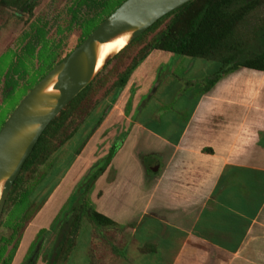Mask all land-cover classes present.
<instances>
[{
	"label": "crops",
	"instance_id": "1",
	"mask_svg": "<svg viewBox=\"0 0 264 264\" xmlns=\"http://www.w3.org/2000/svg\"><path fill=\"white\" fill-rule=\"evenodd\" d=\"M175 57L152 51L120 92L124 110L116 116L112 109L93 133L101 112L76 134L81 145L55 196L71 178V197L115 137L127 133L91 196L115 226L83 218L62 264H264V72L243 68L225 76L192 98L194 109L180 118L165 108L198 93L219 65L191 59L183 69L194 78L184 82L163 74ZM110 127L113 134L105 136ZM33 226L23 232L12 264L25 259Z\"/></svg>",
	"mask_w": 264,
	"mask_h": 264
},
{
	"label": "rangeland",
	"instance_id": "2",
	"mask_svg": "<svg viewBox=\"0 0 264 264\" xmlns=\"http://www.w3.org/2000/svg\"><path fill=\"white\" fill-rule=\"evenodd\" d=\"M29 1L34 5L31 13L23 12L15 7L8 8L0 5V130L10 114L35 85L81 44L80 42L83 40L85 33H92V30L102 23H100V19L102 20L108 14L110 15L122 1L124 2V0H109L108 8L105 12L104 0ZM170 19L163 20L154 31H146L139 37L140 39L137 38L139 39L137 42H135L136 39L133 41L134 43H130L131 45L120 57L115 56L116 58L113 57L110 60L106 68L92 81L91 89L88 91L85 101L81 105L78 104L75 110L72 111L71 118L65 124L63 137L64 134L72 132L78 127L89 113L92 116L88 118V125L92 127L97 122L98 115L101 112L106 118L112 109H116L114 111L116 116L124 110L122 106L124 104H121L124 99L123 93L117 95L116 98L113 96L114 84L119 76L132 64V61L140 57L141 50L150 43L153 37L166 28ZM92 20H98V22L90 23L85 32V23ZM262 20H264V7L253 15L250 20V27L242 28V32L249 37L252 36V28ZM191 59L193 58L175 57L164 65L163 74L169 72V76H175V80L180 78L184 79L182 80L184 82H190V78L192 75L194 78V74L192 72V75H185L186 70L183 67L186 63L192 61ZM179 60L184 64H179L173 69L175 62ZM211 77L213 76L210 75V77L204 79L205 84L201 85L202 89L198 93L196 91L191 92L193 97L190 96V99L178 100V102L168 105L165 109L168 110L171 107L172 110L180 114V118L187 117L191 109H194L195 101L192 98L196 99L198 94L199 97L202 94H206L203 91L206 89L205 87ZM186 88L184 92H189L188 87ZM180 102L187 103V106L181 107ZM113 129V127L108 128L104 135L107 136L110 132V135L113 134ZM62 135L59 134L56 137L54 145H56L57 140L61 139ZM81 141L79 134L75 135L68 144L65 154L60 159H56L57 157L51 158L45 166L40 168V173L37 177L42 179L40 174L43 173L45 174L43 178H47V181L52 184V189L49 191L48 187H43V193H39L42 198L32 200L29 197L22 208H16L14 199L10 202L7 200L0 219V249L6 245L5 257L9 256L13 247L15 249L18 246L17 251L20 249L19 246L23 243V232L28 228L30 229L31 225H34L30 230V237L24 240V247L27 244L29 245L28 252L21 264H25L27 256H30V253L32 254L33 252H38L40 256L42 255V258L39 257L38 263L43 262L46 264L49 261L52 248L62 236L61 228L63 224L61 223L72 216L76 203V197H68L70 195L71 178H68L64 184L63 192L57 194V196L54 195V192L61 185L62 176L67 169L65 167L66 162L69 161L70 163L74 158V152L81 145ZM89 171L90 169L86 174ZM69 177L72 176L70 175ZM31 186V189H33L37 188L38 185L34 183ZM16 195L14 196L16 197ZM65 199L68 201H64ZM83 218L85 219L86 217ZM35 230H37L36 237L31 241ZM37 236H41L40 240L42 237L45 240L44 247L48 251L44 257L43 250L39 251L40 245L38 246L37 244L35 246L38 241ZM73 237H71V241H73ZM66 255L67 249L64 250L58 264L64 262Z\"/></svg>",
	"mask_w": 264,
	"mask_h": 264
},
{
	"label": "trees",
	"instance_id": "3",
	"mask_svg": "<svg viewBox=\"0 0 264 264\" xmlns=\"http://www.w3.org/2000/svg\"><path fill=\"white\" fill-rule=\"evenodd\" d=\"M124 2L122 1L118 5V8ZM108 4L109 0H104L103 6L105 12L107 11ZM0 5L8 8L15 7L23 12L30 13L34 8V5L29 0H0ZM262 7H264V0H195L168 14L148 30V32L156 30L163 20L171 18L166 28L153 37L150 43L141 50L140 57L138 59L135 58L132 64L119 76L114 84V98L125 89L135 70L154 50L218 64V71L209 79L203 92H209L224 76L235 73L243 68L264 72V20L252 28V36L249 37L242 32V28L246 26L250 27L251 18ZM116 10H113V12ZM108 16L109 14L102 20L100 19V23ZM94 22H98V20L85 23V32L90 23ZM90 34L91 32H86L80 43ZM130 45H127L116 57H120ZM91 86L92 83L73 99L40 137L32 154L24 164L18 179L14 183L8 199L9 202L13 199L15 200L14 204L16 208H22L29 197L32 200L42 198V195H39V193L42 192L43 187H48V191L52 189V184L47 181V178H43L45 174L42 173L43 176L40 174L42 179L37 177V175L40 173V168L45 166L51 158L56 157L91 116V113L87 114V117L82 120L78 127L72 132L64 134L63 137L65 124L71 118L72 111L75 110L78 104L81 105L85 101L84 99L87 97ZM104 119L105 117L102 115L92 129L93 133L100 127ZM59 134L62 135L61 139L57 140L56 145H54V141ZM126 135L127 133L122 132L115 137L107 155L94 163L90 171L82 177L76 186L70 197H76L75 210L69 219L61 223L63 224L61 228L62 236L52 248L50 259L46 264H58L64 250L67 249V253L70 251L71 237L76 235L83 217H86L94 226H115L112 220L95 210L91 195L97 180L110 166L113 158L126 139ZM75 175L76 173L72 175V179ZM34 183H37L38 186L31 189V184ZM32 192L34 193L31 195ZM15 194H17L16 197L14 196ZM45 196L48 197L47 195ZM40 237L37 236L38 241L37 243L35 242V246L37 244L38 246L40 245L39 251L41 252L44 239L42 237L40 240ZM17 247L15 249L13 247L7 257H5L7 251L6 245L2 247L0 249V264H11L14 254L18 249ZM39 257L40 254L38 252L30 253V256H27L25 264H36ZM66 258L67 255L64 257V261Z\"/></svg>",
	"mask_w": 264,
	"mask_h": 264
},
{
	"label": "water",
	"instance_id": "4",
	"mask_svg": "<svg viewBox=\"0 0 264 264\" xmlns=\"http://www.w3.org/2000/svg\"><path fill=\"white\" fill-rule=\"evenodd\" d=\"M195 0H126L24 97L0 130V219L11 190L40 137L88 87L98 69L99 48L130 34L128 45L168 14Z\"/></svg>",
	"mask_w": 264,
	"mask_h": 264
},
{
	"label": "bare ground",
	"instance_id": "5",
	"mask_svg": "<svg viewBox=\"0 0 264 264\" xmlns=\"http://www.w3.org/2000/svg\"><path fill=\"white\" fill-rule=\"evenodd\" d=\"M130 34L123 35L111 42L101 44L99 48L98 69L102 67L105 60L115 54H119L128 45Z\"/></svg>",
	"mask_w": 264,
	"mask_h": 264
},
{
	"label": "flooded vegetation",
	"instance_id": "6",
	"mask_svg": "<svg viewBox=\"0 0 264 264\" xmlns=\"http://www.w3.org/2000/svg\"><path fill=\"white\" fill-rule=\"evenodd\" d=\"M75 11H76V9H75ZM44 244V243H43Z\"/></svg>",
	"mask_w": 264,
	"mask_h": 264
}]
</instances>
